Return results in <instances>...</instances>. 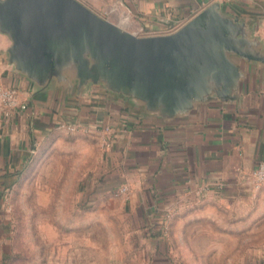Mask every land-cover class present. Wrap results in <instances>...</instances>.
<instances>
[{
    "label": "crops",
    "instance_id": "obj_1",
    "mask_svg": "<svg viewBox=\"0 0 264 264\" xmlns=\"http://www.w3.org/2000/svg\"><path fill=\"white\" fill-rule=\"evenodd\" d=\"M78 1L138 37L173 34L219 2L248 26L250 39L264 53V0L229 5L220 0ZM10 45L0 33V73L7 85L18 88L20 102L9 120L0 117L1 178L17 174L36 146L64 123H77L78 131L102 139L111 158L110 174L101 177L104 184L94 195L116 193L143 218L141 227L162 232L163 221L195 204H229L257 195L264 201V185L255 189L252 177L264 161L263 62L236 59L245 75L236 99L198 103L188 114L164 119L101 84L69 90L51 82L41 89L9 64Z\"/></svg>",
    "mask_w": 264,
    "mask_h": 264
},
{
    "label": "rangeland",
    "instance_id": "obj_2",
    "mask_svg": "<svg viewBox=\"0 0 264 264\" xmlns=\"http://www.w3.org/2000/svg\"><path fill=\"white\" fill-rule=\"evenodd\" d=\"M110 163L99 136L59 129L17 174H0V264L264 262L258 195L183 208L155 232L116 193L94 195Z\"/></svg>",
    "mask_w": 264,
    "mask_h": 264
},
{
    "label": "water",
    "instance_id": "obj_3",
    "mask_svg": "<svg viewBox=\"0 0 264 264\" xmlns=\"http://www.w3.org/2000/svg\"><path fill=\"white\" fill-rule=\"evenodd\" d=\"M0 33L9 64L39 88L101 84L164 119L236 99V59L264 63L248 26L219 2L173 34L138 37L78 0H0Z\"/></svg>",
    "mask_w": 264,
    "mask_h": 264
},
{
    "label": "built area",
    "instance_id": "obj_4",
    "mask_svg": "<svg viewBox=\"0 0 264 264\" xmlns=\"http://www.w3.org/2000/svg\"><path fill=\"white\" fill-rule=\"evenodd\" d=\"M224 4H233L236 0H220ZM18 88L7 85L0 73V117L2 120H9L13 114L20 107V102L18 101ZM25 108V106H23ZM69 132H77L80 130V127L77 123H64L61 127ZM252 177L254 179V187L255 189H259L264 185V161L260 162L258 166L254 169L252 173ZM207 189H204V191ZM127 191V188L124 187L121 190V193ZM203 193V189L198 191V194L201 195Z\"/></svg>",
    "mask_w": 264,
    "mask_h": 264
}]
</instances>
